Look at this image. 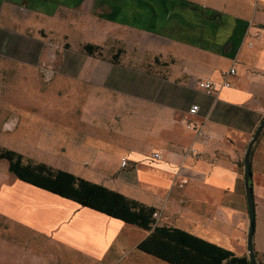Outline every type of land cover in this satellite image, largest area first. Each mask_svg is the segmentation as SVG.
I'll return each instance as SVG.
<instances>
[{
	"label": "crops",
	"instance_id": "obj_1",
	"mask_svg": "<svg viewBox=\"0 0 264 264\" xmlns=\"http://www.w3.org/2000/svg\"><path fill=\"white\" fill-rule=\"evenodd\" d=\"M86 43L101 45L102 55L86 54ZM118 49L123 52L114 61ZM0 58L44 73L23 76L21 90L11 92L0 110L4 133L21 123L28 129L15 149L27 160L45 162L43 148L64 151L67 142L68 156L80 154L83 162L104 167L105 175L91 171L84 179L102 181L147 205H165L163 225L248 256L244 158L264 118V0H0ZM201 80L216 89H200ZM45 82L55 88L67 84L71 95L79 87L86 90L82 141L56 132L46 116L55 115L56 101L47 105L38 89ZM37 99L46 106L37 107ZM193 104L200 108L195 115L189 114ZM64 106L75 118L77 109ZM190 123L210 139L198 137ZM155 152L162 158H153ZM251 171L254 250L264 264V130L252 148ZM25 185L34 186L18 179L0 187L3 207L17 216L1 213L22 228L49 236L62 232L56 235L67 239L63 233L74 217L91 228L84 219L89 211V221L99 223V240L87 233L73 244L105 257L128 225L34 186L75 207L36 200ZM140 191L158 203L139 198ZM55 211L59 222L39 228ZM148 235L145 230L139 242Z\"/></svg>",
	"mask_w": 264,
	"mask_h": 264
},
{
	"label": "rangeland",
	"instance_id": "obj_2",
	"mask_svg": "<svg viewBox=\"0 0 264 264\" xmlns=\"http://www.w3.org/2000/svg\"><path fill=\"white\" fill-rule=\"evenodd\" d=\"M81 19L83 20L82 28H85L87 20H85V17H81ZM27 74L42 75L44 73L40 69L37 71L34 68L21 66V64L8 61L5 58H0V110L6 106L7 101L11 98V92L16 91L18 88L21 90L23 76H26ZM127 88L134 89V85L129 84ZM38 89L43 91L42 95L45 96L47 105L53 106L52 103L56 101L57 111L55 112V115H46L51 118L56 132L60 135H64L65 139L68 141L73 139V137L79 138V140L82 141L85 135V129L82 126L84 125L83 110L86 105V90L80 89L79 87V92L71 95L72 90L69 86H67V84H63L60 87L55 88L53 84L49 82H45V84H42L41 87L38 86ZM52 94H55L56 96L58 95L61 99H54ZM18 104L22 108L23 103L19 102ZM34 104L37 107L46 106L41 102V99H37V101L35 100ZM64 105L68 108L77 109L75 118L70 112L68 113V111H64L66 109ZM18 110L20 109L18 108ZM1 129L2 128L0 127V146L11 149H17L18 146H20V143L23 141V135L26 131H28L22 123L13 131L9 130V133H4ZM63 144L65 146L64 151H61L59 148L58 152L54 150L52 153L51 150L43 148V151L40 153V157H42L47 164L67 169L69 172L77 174L83 178L89 177L93 173L95 174H93L94 176L98 177L105 175L104 167L83 162L84 158L82 155L78 154L74 157L68 156L67 142ZM24 159L25 161H33L27 160L26 157H24ZM114 168L115 165L112 166V169ZM126 169L130 168L127 167ZM0 170L4 172L0 173V187L4 184H15L18 181V178L9 171V163L7 160H1ZM91 171L94 172L92 173ZM3 174H6L4 180L2 179ZM92 181L103 184L102 181L99 180ZM13 189L14 188L12 186L5 187L4 190L10 192L13 191ZM25 190L30 192L31 196H33L36 200L49 204H66V208L68 209L75 207L74 203L66 202V200L61 201V199L52 196L49 192L34 188V186L30 188L25 185ZM138 197L147 200L152 204L158 203L157 198L148 196L142 191H140ZM168 198L169 197L167 195L165 203H167ZM4 205L5 202H2L0 197V264H40L43 259L46 264L47 262L50 264H170L138 249L136 247L137 243L140 241L145 230L132 226L128 223V225L117 236L115 241L111 243L105 257H97L96 255L85 252V250L81 249V247L73 244L79 235L83 238L91 235L90 238L92 237V239H97L95 241L99 240L101 235L99 223L97 221L90 222L91 220L89 215L92 214L91 212L85 211L87 215L84 217L86 223H91L89 225L91 228L86 229L87 225L84 226L81 225V223L77 224L74 221V217V219L70 222L72 227L69 228V230H64L65 232L63 234L67 237V239H65L64 237L56 235L62 232H55L53 236H49V234H39L33 232L31 229L22 228L16 220H11L5 214L1 213L4 212L17 216L14 212H10L5 209L3 207ZM161 207H165V205H162ZM161 207H158L156 210L159 213L157 223L163 225L165 222L163 218L166 214L163 212ZM57 215L58 213L55 211L53 216H50L49 218L50 222L48 224L45 223L40 225L39 228L49 229V226L58 223L59 216ZM94 220H96V218L93 219V221ZM87 233H90V235L86 236ZM43 240H45V243ZM23 250H25V252H22ZM26 250L34 253L26 252Z\"/></svg>",
	"mask_w": 264,
	"mask_h": 264
},
{
	"label": "trees",
	"instance_id": "obj_3",
	"mask_svg": "<svg viewBox=\"0 0 264 264\" xmlns=\"http://www.w3.org/2000/svg\"><path fill=\"white\" fill-rule=\"evenodd\" d=\"M82 49L89 55H102L101 45L86 43ZM122 52L118 49L113 60ZM24 157L15 149L0 146V162L7 160L9 171L19 180L149 232L136 246L149 255L170 264H250L246 255H237L179 227L158 224L155 206L45 162L25 161Z\"/></svg>",
	"mask_w": 264,
	"mask_h": 264
},
{
	"label": "water",
	"instance_id": "obj_4",
	"mask_svg": "<svg viewBox=\"0 0 264 264\" xmlns=\"http://www.w3.org/2000/svg\"><path fill=\"white\" fill-rule=\"evenodd\" d=\"M264 130V118L260 122L257 130L254 132L249 145L245 152V158H244V184H245V190H246V199L248 203V216H249V222L250 226L248 229L247 234V251H248V257H249V263L250 264H261L259 262V258L254 250V229H255V213H256V205H255V193L254 188L251 183L252 180V171H251V153L252 148L254 147V144L256 140L258 139L260 133Z\"/></svg>",
	"mask_w": 264,
	"mask_h": 264
},
{
	"label": "built area",
	"instance_id": "obj_5",
	"mask_svg": "<svg viewBox=\"0 0 264 264\" xmlns=\"http://www.w3.org/2000/svg\"><path fill=\"white\" fill-rule=\"evenodd\" d=\"M229 73L232 74V75H234L236 73V70L231 67L230 70H229ZM197 84H198V86H199L200 89H204V90H206L208 92H212L213 90L216 89L215 84L213 82H211V81H208V80L198 81ZM223 85H225V86L229 85V81L223 82ZM199 110H200V108H199L198 104H193L190 107V109H189V112H190L189 114L195 115L196 113H199ZM188 127L193 128V129H196V132L198 134V137L204 139L205 141L209 140L210 137H211V134L205 133L204 132V129L201 126H199L198 124L190 123L188 125ZM162 156L163 155L160 152H155V153L152 154V157L155 158V159H161ZM127 165H128L127 159L124 158L121 161V166L124 168ZM154 217L158 221V219H159V213H158V211H156L154 213Z\"/></svg>",
	"mask_w": 264,
	"mask_h": 264
},
{
	"label": "bare ground",
	"instance_id": "obj_6",
	"mask_svg": "<svg viewBox=\"0 0 264 264\" xmlns=\"http://www.w3.org/2000/svg\"><path fill=\"white\" fill-rule=\"evenodd\" d=\"M1 171V170H0ZM0 173H2V172H0Z\"/></svg>",
	"mask_w": 264,
	"mask_h": 264
}]
</instances>
